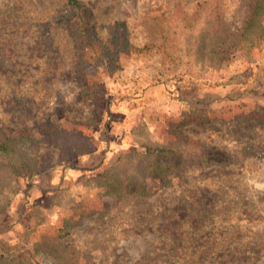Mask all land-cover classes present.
<instances>
[{
  "label": "rangeland",
  "instance_id": "rangeland-1",
  "mask_svg": "<svg viewBox=\"0 0 264 264\" xmlns=\"http://www.w3.org/2000/svg\"><path fill=\"white\" fill-rule=\"evenodd\" d=\"M65 1L0 0L1 137L85 130L93 106L73 75L71 36L55 23ZM80 1L105 41L124 22L129 41L142 46L156 41L155 19L172 2L190 10L199 0ZM221 1L230 52L224 72L242 82L173 76L157 50L123 56L105 81L107 110L88 131L96 148L70 158L37 145L33 175L18 176L0 194V243L13 244L31 212L42 231L66 227L61 240L95 264H264V126L257 123L264 124V37L250 53L239 49L254 0ZM179 133L187 135L183 147ZM146 146L176 152L156 159L171 172L147 176L145 162H132V179L148 194L109 195L98 174ZM184 147L189 154L178 153ZM52 170L59 182L36 187Z\"/></svg>",
  "mask_w": 264,
  "mask_h": 264
},
{
  "label": "trees",
  "instance_id": "trees-1",
  "mask_svg": "<svg viewBox=\"0 0 264 264\" xmlns=\"http://www.w3.org/2000/svg\"><path fill=\"white\" fill-rule=\"evenodd\" d=\"M55 23L65 28L71 36L75 54L73 75L85 96L90 99L93 110L85 130L73 128L67 131L55 127L38 131L35 136H0V194L18 176L33 175L32 151L37 145L48 144L70 158L96 148V140L88 131L99 125L107 110L102 104L108 95L105 81L121 67L123 56L144 55L157 50L163 67L173 76H188L194 81L208 80L214 86L222 85L227 80L230 84L242 82L241 74L228 76L224 72L230 52L223 47L226 27L221 0H199L190 10L180 2H172L155 19L156 41L142 46H135L129 41L124 22L116 23L109 40L105 41L98 32L90 10L80 0H66ZM238 31L236 46L244 53H250L264 37V0L253 1ZM257 123L260 127L264 126ZM175 135L183 147L187 135ZM168 153L176 154L160 146H146L141 151L130 150L126 153L128 160H125L126 154H121L116 163L98 174L97 183L114 197L135 193L145 196L148 189L144 182L133 181L128 170L130 164L145 162L147 176L162 178L171 172L172 165L157 162L156 159ZM178 153L190 152L184 147ZM37 218L29 212L18 223L16 241L13 244L0 243V264H40L38 258L50 264H95L84 257L82 248L61 240L66 227L42 231L38 228L40 222Z\"/></svg>",
  "mask_w": 264,
  "mask_h": 264
},
{
  "label": "crops",
  "instance_id": "crops-1",
  "mask_svg": "<svg viewBox=\"0 0 264 264\" xmlns=\"http://www.w3.org/2000/svg\"><path fill=\"white\" fill-rule=\"evenodd\" d=\"M59 171L58 170H52L50 172H47L45 175H41L36 178L35 185L36 187L45 188L49 185L56 184L59 182Z\"/></svg>",
  "mask_w": 264,
  "mask_h": 264
}]
</instances>
